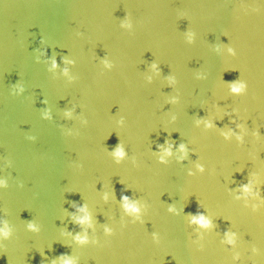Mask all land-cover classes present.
Masks as SVG:
<instances>
[{
    "label": "water",
    "instance_id": "water-1",
    "mask_svg": "<svg viewBox=\"0 0 264 264\" xmlns=\"http://www.w3.org/2000/svg\"><path fill=\"white\" fill-rule=\"evenodd\" d=\"M0 264H264V0H0Z\"/></svg>",
    "mask_w": 264,
    "mask_h": 264
},
{
    "label": "clouds",
    "instance_id": "clouds-1",
    "mask_svg": "<svg viewBox=\"0 0 264 264\" xmlns=\"http://www.w3.org/2000/svg\"><path fill=\"white\" fill-rule=\"evenodd\" d=\"M201 223H205V221L203 219H201Z\"/></svg>",
    "mask_w": 264,
    "mask_h": 264
}]
</instances>
